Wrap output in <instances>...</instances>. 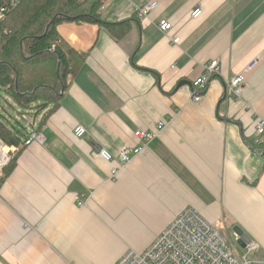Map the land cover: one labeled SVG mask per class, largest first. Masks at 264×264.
I'll return each instance as SVG.
<instances>
[{"label": "crops", "instance_id": "obj_1", "mask_svg": "<svg viewBox=\"0 0 264 264\" xmlns=\"http://www.w3.org/2000/svg\"><path fill=\"white\" fill-rule=\"evenodd\" d=\"M152 1L157 8L139 17L136 4ZM103 6L105 19H130L131 30L117 39L98 23L60 25L86 61L60 106L35 120L45 141L18 149L0 183V264H115L130 249L144 251L187 207L236 234L242 253L240 228L258 245L252 256L264 259V153L250 144L264 147L256 132L264 119V0ZM197 7L203 13L192 18ZM162 18L172 23L168 35L158 27ZM213 59L221 72L196 101L193 81ZM244 72L235 98L227 80ZM182 80L192 84L178 88ZM161 121L160 135L114 178L117 160L91 156L99 147L116 155L136 142V130ZM78 125L85 136L74 135Z\"/></svg>", "mask_w": 264, "mask_h": 264}, {"label": "trees", "instance_id": "obj_2", "mask_svg": "<svg viewBox=\"0 0 264 264\" xmlns=\"http://www.w3.org/2000/svg\"><path fill=\"white\" fill-rule=\"evenodd\" d=\"M103 5L104 0H21L16 5L0 0V138L6 144L20 150L29 130L12 109L22 116L26 109L50 106L42 123L60 106L64 90L85 64L86 53L62 36L60 25L98 23L117 39L129 34L131 20L108 21ZM250 144L264 153L260 141ZM16 157L0 183L13 171Z\"/></svg>", "mask_w": 264, "mask_h": 264}, {"label": "built area", "instance_id": "obj_3", "mask_svg": "<svg viewBox=\"0 0 264 264\" xmlns=\"http://www.w3.org/2000/svg\"><path fill=\"white\" fill-rule=\"evenodd\" d=\"M21 0H9L11 5H16ZM158 6L157 1H152L142 6L136 4V11L139 17H145ZM104 9V6L102 7ZM201 7L195 8L191 12L192 18L202 15ZM4 12L0 9V18ZM158 27L168 35L172 28V23L162 18L158 22ZM173 42L178 43L179 37H170ZM257 61L251 62L247 66V71L252 69ZM221 72V65L218 59H213L205 65L204 73L193 81V98L200 100L202 91L207 87L210 80ZM247 74L239 73L227 80V86L231 95L240 98L246 83ZM29 128L25 145L32 142L43 143L45 135L35 124V119L28 114L22 115ZM166 122L161 121L155 129H138L134 132L136 142L134 144L123 145L114 155L106 147L93 149L92 157H100L107 161L117 160L118 165L112 169L114 178L121 169L126 168L136 156L156 139ZM256 132L264 133V119L258 118L256 122ZM87 134V128L78 125L74 128V135L83 137ZM15 145H8L0 138V178L4 174V168L11 162L18 151ZM87 198H80L78 205H86ZM29 225V224H28ZM27 225V226H28ZM26 226V227H27ZM239 236V235H238ZM235 238V239H234ZM231 238L225 235L218 227L205 219L195 208L187 207L177 214L174 221L163 230L154 241L144 251L130 249L115 264H264L263 258H255L252 253L258 247L255 241L248 242L242 253L236 249L237 235Z\"/></svg>", "mask_w": 264, "mask_h": 264}, {"label": "rangeland", "instance_id": "obj_4", "mask_svg": "<svg viewBox=\"0 0 264 264\" xmlns=\"http://www.w3.org/2000/svg\"><path fill=\"white\" fill-rule=\"evenodd\" d=\"M17 110H19V109H17ZM17 110L12 109L13 117L14 116L17 117L26 126V120L22 118V116L17 112ZM43 110L44 109L36 111V109L30 108V109H26L25 112H27L28 115H30L32 118H35V120L37 122H39L41 120V118L43 117V114H44Z\"/></svg>", "mask_w": 264, "mask_h": 264}, {"label": "water", "instance_id": "obj_5", "mask_svg": "<svg viewBox=\"0 0 264 264\" xmlns=\"http://www.w3.org/2000/svg\"><path fill=\"white\" fill-rule=\"evenodd\" d=\"M184 84H188L191 85V81L189 80H182L177 84V87L179 88L180 86L184 85ZM235 230L238 232V234L240 235L239 238V243L244 247L248 242H249V238L244 234V232L240 229V228H235Z\"/></svg>", "mask_w": 264, "mask_h": 264}]
</instances>
